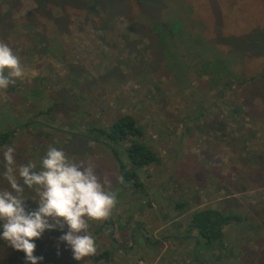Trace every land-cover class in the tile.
I'll list each match as a JSON object with an SVG mask.
<instances>
[{
  "label": "rangeland",
  "instance_id": "obj_1",
  "mask_svg": "<svg viewBox=\"0 0 264 264\" xmlns=\"http://www.w3.org/2000/svg\"><path fill=\"white\" fill-rule=\"evenodd\" d=\"M0 42L24 70L0 89V189L3 151L41 171L52 145L107 173L117 200L88 229L111 260H75L65 226L34 241L38 264H264V0H0ZM123 114L157 162L132 167L127 141L98 140L92 129ZM112 149L141 188L117 179ZM23 198L37 207L35 190ZM204 206L238 218L196 263L183 237ZM0 264L25 253L0 240Z\"/></svg>",
  "mask_w": 264,
  "mask_h": 264
},
{
  "label": "clouds",
  "instance_id": "obj_2",
  "mask_svg": "<svg viewBox=\"0 0 264 264\" xmlns=\"http://www.w3.org/2000/svg\"><path fill=\"white\" fill-rule=\"evenodd\" d=\"M23 75L19 57L8 44L0 42V89L14 85ZM3 159V177L9 188L0 189V240L23 251L27 264H38L43 257L34 255V241L46 230L66 226L60 240L71 248L73 258L82 261L95 255L96 242L88 231L89 220L108 219L117 204L110 191L109 175H98L84 162L72 163L63 150L52 145L42 158L41 171H36L31 160L14 168L16 154L12 147L3 151ZM117 179L122 181V177ZM25 187L35 190L38 196L35 209L26 207Z\"/></svg>",
  "mask_w": 264,
  "mask_h": 264
},
{
  "label": "trees",
  "instance_id": "obj_3",
  "mask_svg": "<svg viewBox=\"0 0 264 264\" xmlns=\"http://www.w3.org/2000/svg\"><path fill=\"white\" fill-rule=\"evenodd\" d=\"M92 130L97 133L98 140L100 136H103L102 139L107 143L110 141L112 143H121L127 141L129 144L125 148V153L126 157L128 158V162L132 167L141 168L159 160L153 150L141 141L142 131L140 130L136 119L130 114L120 115L110 125L104 127L102 126ZM5 138V133L2 135L0 134V142L5 140ZM112 152L119 160L118 163L121 164V167H119L123 172L122 184L127 180H135L133 184L136 187L141 188L140 183H136L138 181L137 173H128L124 171L123 163L118 157V151L116 149H112ZM147 203L149 204V202ZM237 218V215H233L231 213L224 212L209 206L195 208L192 210L188 216V221L185 224V231L188 232V235L195 233L197 238V246L194 251H192L191 248V254H197V247L203 246L202 249H209L212 243L225 236L224 230ZM148 240L149 238L146 239L149 247H153L152 244H154L155 241L151 243L150 240ZM191 241L194 243V239H191ZM103 257H105L107 260H111V258H113L111 252L109 254L107 250H103L101 253H95V255L89 256L90 259H99ZM194 258L196 263H198L197 255H195Z\"/></svg>",
  "mask_w": 264,
  "mask_h": 264
},
{
  "label": "crops",
  "instance_id": "obj_4",
  "mask_svg": "<svg viewBox=\"0 0 264 264\" xmlns=\"http://www.w3.org/2000/svg\"><path fill=\"white\" fill-rule=\"evenodd\" d=\"M260 157H264V155H262V156H260ZM259 164H262V165H264V160H262V162L260 161V163ZM196 234L195 233H192L191 235H189V236H186V237H183V238H185V239H192L193 240V236H195ZM170 238H174V239H180L181 238V236L180 237H176V236H171ZM194 242H195V240H194ZM197 246V245H196ZM195 250V248L193 247L192 248V251H194Z\"/></svg>",
  "mask_w": 264,
  "mask_h": 264
},
{
  "label": "water",
  "instance_id": "obj_5",
  "mask_svg": "<svg viewBox=\"0 0 264 264\" xmlns=\"http://www.w3.org/2000/svg\"><path fill=\"white\" fill-rule=\"evenodd\" d=\"M119 166L121 167V164L119 163ZM121 177H123V172H122V170L120 171V178ZM120 181V180H119ZM121 182V181H120ZM111 226H112V224H111ZM112 229L110 230V232L112 233ZM193 239L195 240V245H194V248L196 247V245H197V238H196V236H193ZM149 241V240H148ZM158 244V243H157ZM157 244H152V246L154 247L155 245H157Z\"/></svg>",
  "mask_w": 264,
  "mask_h": 264
}]
</instances>
